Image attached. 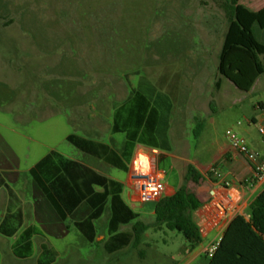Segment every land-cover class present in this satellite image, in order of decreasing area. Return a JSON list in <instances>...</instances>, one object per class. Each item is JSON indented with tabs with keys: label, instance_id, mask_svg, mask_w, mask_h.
<instances>
[{
	"label": "rangeland",
	"instance_id": "rangeland-1",
	"mask_svg": "<svg viewBox=\"0 0 264 264\" xmlns=\"http://www.w3.org/2000/svg\"><path fill=\"white\" fill-rule=\"evenodd\" d=\"M224 2L1 0L0 89L16 91L20 80L18 70L22 65L30 77L29 73L41 63L36 55L38 43L49 42L52 28L61 27L68 41L74 42L76 59L79 53L88 54L92 59L90 74L82 81L84 89L91 93L121 90V97L125 98L142 80H147L172 97L175 105L170 130L172 156L160 161L158 154L139 151L157 157L156 168L166 173L165 184L198 186L186 180L189 165H194L210 179L214 167L225 176L230 166L220 158L231 149L228 130H236L249 143L264 141L258 132L264 116V76L254 90L245 92L220 75L219 55L228 28ZM242 4L257 11L264 6V0H243ZM257 36L264 41V31L257 30ZM102 47L106 50H101ZM104 53L115 55L116 60L104 62V57L111 58ZM12 92L10 98L14 97L15 92ZM97 100L92 97L91 105ZM3 106L9 107L8 104ZM254 118L258 122H254ZM200 123L204 129L196 138L194 131ZM117 139L124 141L125 137L118 135ZM58 151L73 158H84V154L67 141L58 145ZM103 171L115 180L126 182L128 178L127 173L109 165ZM131 185L135 188L133 181ZM155 206L154 202L147 203L141 210L146 212V222L153 226L149 231L150 243L144 247L148 255L144 264H172L171 257H180L181 249L188 242L182 234L156 225V217L150 214ZM102 220L106 222V216ZM75 240L74 235L50 238L49 244L57 253H70L68 249L77 245ZM6 241L4 238L0 245V264L4 263V251L10 243L9 239ZM40 243H36L38 247ZM87 252L81 249V253ZM58 264H67L66 259L62 258ZM192 264H208L207 257Z\"/></svg>",
	"mask_w": 264,
	"mask_h": 264
},
{
	"label": "crops",
	"instance_id": "crops-1",
	"mask_svg": "<svg viewBox=\"0 0 264 264\" xmlns=\"http://www.w3.org/2000/svg\"><path fill=\"white\" fill-rule=\"evenodd\" d=\"M59 28L61 27L52 28V32H50L52 36L49 42L41 41L40 44L38 43L36 55L41 63L29 73L30 77H27L25 65H22V68L18 70L20 80L18 88L14 89L16 91L12 90L15 92L12 95L14 97H9L12 91L0 89V113H2L0 116V172L7 174V183L15 193V198L11 202L8 189L0 190V223L9 210L21 212L23 215V226L16 236L8 238L0 234V245L3 244L1 242H4V238L5 242L8 239L10 242L4 251L3 264H39L43 245H47L57 254L52 264H58L62 258L66 259L67 264H144L148 258L147 253L144 252V247L150 243L149 231L151 229L142 236L141 242L132 243L118 252L108 253L106 244L111 238L109 231L111 214L109 210L103 215L107 218L106 222L102 220L103 216L95 222L96 238L94 242H89L75 228L74 220L68 219L64 224L56 221L49 222V217H54L53 212L44 198L37 194L33 181L29 177L31 169L47 155L52 152L60 153L58 145L64 141L68 142L67 139L70 135L75 134L104 143L116 150H120L126 142V135L114 134L113 129L117 116L121 114L122 106L132 90L125 98H122L121 90L91 93L89 89H84L82 81L84 77L90 74L89 66L92 64V59L85 53H79V57L76 59L73 52L75 49L74 42H69V38L64 36L66 35L65 31L61 32ZM101 50L105 51L106 47H102ZM167 51L171 52L168 47ZM104 55L110 56L106 53ZM110 57H104L103 61L116 60L114 59L116 58L115 55L111 54ZM109 77L114 81L117 80L112 76ZM260 78L252 90L255 89ZM92 97L99 99L97 102H92L94 103L93 106L91 105ZM4 104H8L9 107L13 105V108L5 107ZM253 121L258 122L255 118ZM260 121L261 123L264 121V116ZM118 135H123L124 141L118 140ZM250 145L255 150L264 152V141H253ZM142 150L150 154L153 150L158 151L157 157L160 160L172 156V150L166 152L138 144L130 163L126 182L113 180L124 185L122 197L138 215L137 221L148 224L144 217L146 212L141 211L146 204L139 202L136 189L131 185L132 162ZM62 155L112 179L107 176V172L103 171V168H107L109 164L102 160L86 154L82 159ZM220 160L230 166V171L223 177L237 184L245 183L241 191L240 203L228 211L223 221L217 223L214 220V210L210 205L209 195L210 189L215 184L214 176L212 175L210 179L201 172L204 178L200 180L198 186L194 188L188 186V189L194 192L203 203L202 208L194 213V220L200 229L202 239L193 250L186 243L181 249L180 257H171L172 264H192L204 256H209L210 247L222 240L231 221L238 215L249 217V206L264 191V183L254 186L249 185V183L246 184L254 178V168L245 157L230 149L221 155ZM160 171L164 172L163 170ZM181 185L177 187L166 184L163 197L174 195L182 187ZM154 203L156 204V202ZM135 208L140 209V211H136ZM150 214L156 217V206ZM134 224L123 225L118 232L133 233ZM28 228L36 229L38 234L33 238L32 256L21 259L15 256L14 245ZM71 235L75 236L74 243L77 242V245L74 244L68 249L70 253H57L55 248L49 244L50 238L60 239ZM38 241H41L39 247L36 244ZM81 249H86L88 252L81 253ZM158 254L165 256L163 253Z\"/></svg>",
	"mask_w": 264,
	"mask_h": 264
},
{
	"label": "trees",
	"instance_id": "trees-1",
	"mask_svg": "<svg viewBox=\"0 0 264 264\" xmlns=\"http://www.w3.org/2000/svg\"><path fill=\"white\" fill-rule=\"evenodd\" d=\"M1 1V0H0ZM243 0H225L228 28L219 55V73L245 92H250L257 80L264 75V41L257 36L264 31V7L258 11L248 9ZM220 85L218 84V87ZM174 101L147 80L133 89L117 116L113 133L125 134L126 142L120 150L112 146L70 135L68 142L82 153L95 157L112 167L129 172L130 163L138 144L171 152L169 131L174 114ZM204 129L200 123L194 134L199 138ZM160 161H163L161 159ZM218 168V167H214ZM38 195L49 204L54 217L49 222L64 224L74 220L75 228L89 242L96 238L95 222L110 211L111 238L106 244L108 253L125 249L141 242L142 236L153 228L138 220V215L122 197L124 185L110 179L88 166L52 152L29 172ZM203 174L189 165L187 182L198 184ZM9 191L11 202L15 193L7 183V174L0 172V190ZM203 203L188 189L180 187L172 196L156 202V225L166 226L172 232L181 233L193 250L201 242V234L194 220V213ZM250 216H236L228 226L208 264H264V191L249 206ZM134 224L133 233H119L123 225ZM23 226L21 212L9 210L0 223V234L12 238ZM34 228L26 229L14 245L16 257L32 256ZM57 254L47 245L42 246L39 264H52Z\"/></svg>",
	"mask_w": 264,
	"mask_h": 264
},
{
	"label": "built area",
	"instance_id": "built-area-1",
	"mask_svg": "<svg viewBox=\"0 0 264 264\" xmlns=\"http://www.w3.org/2000/svg\"><path fill=\"white\" fill-rule=\"evenodd\" d=\"M259 134L264 139V121L258 127ZM227 138L233 151L247 159L254 168V178L246 184L254 186L264 183V152L252 148L250 143L242 137L236 130L227 131ZM157 155L158 151L153 150ZM156 157L138 153L132 162L131 179L134 182L139 202L142 204L153 203L160 200L166 190L165 172L156 168ZM215 184L210 189V205L214 210V220L219 223L225 219L229 210L237 207L240 203L241 191L245 183H235L221 175L217 168L211 170ZM219 243L213 244L208 255L215 253Z\"/></svg>",
	"mask_w": 264,
	"mask_h": 264
}]
</instances>
